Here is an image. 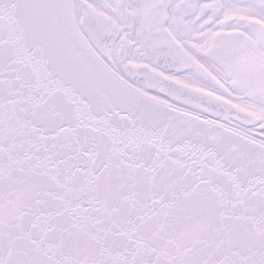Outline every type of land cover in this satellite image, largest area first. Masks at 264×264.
Segmentation results:
<instances>
[{"label":"snow or ice","instance_id":"6c2138e0","mask_svg":"<svg viewBox=\"0 0 264 264\" xmlns=\"http://www.w3.org/2000/svg\"><path fill=\"white\" fill-rule=\"evenodd\" d=\"M0 264H264V0H0Z\"/></svg>","mask_w":264,"mask_h":264}]
</instances>
